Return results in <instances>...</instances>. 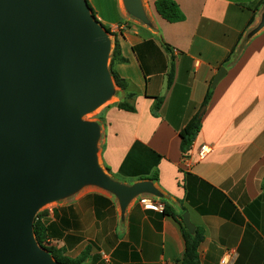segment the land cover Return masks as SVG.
Returning a JSON list of instances; mask_svg holds the SVG:
<instances>
[{"label": "crops", "instance_id": "1", "mask_svg": "<svg viewBox=\"0 0 264 264\" xmlns=\"http://www.w3.org/2000/svg\"><path fill=\"white\" fill-rule=\"evenodd\" d=\"M175 1L185 14L178 22L160 15L156 0H141L146 22L120 8L110 19L96 11L127 58L114 67L127 87L116 85L101 112L102 164L125 184L157 174L151 181L162 205L188 211L204 230L200 264H264V5L247 25L256 0ZM222 66L226 73L212 88ZM209 88L201 129L184 155L180 131L200 112ZM157 96L164 98L158 110ZM120 101L134 110L119 108ZM203 145L210 151L201 155ZM154 204L134 198L123 209L117 196L97 190L84 197L82 211L73 204L53 208V224L68 249L86 227L94 233L85 264H183L181 226Z\"/></svg>", "mask_w": 264, "mask_h": 264}, {"label": "water", "instance_id": "2", "mask_svg": "<svg viewBox=\"0 0 264 264\" xmlns=\"http://www.w3.org/2000/svg\"><path fill=\"white\" fill-rule=\"evenodd\" d=\"M124 3L147 21L141 0ZM110 52L88 0H0V264H64L38 243L34 220L85 184L112 191L123 209L143 192L160 195L151 180L113 179L99 163L100 125L83 119L115 93ZM182 219L193 234L188 211Z\"/></svg>", "mask_w": 264, "mask_h": 264}, {"label": "trees", "instance_id": "3", "mask_svg": "<svg viewBox=\"0 0 264 264\" xmlns=\"http://www.w3.org/2000/svg\"><path fill=\"white\" fill-rule=\"evenodd\" d=\"M88 2H89L90 7L93 9V14L97 16V12L93 8L92 4L90 3V0H88ZM261 5H264V0H256L252 4L248 5V7L252 10V15L247 25L251 24L254 21L256 11L260 8ZM155 7H156L157 12L169 22H178V21H182L185 19L184 12L182 11L179 4L175 0H156ZM105 27L110 34L114 35V32H112L110 27L106 25ZM146 43L151 44L153 48H156L159 50V47L152 40L146 41ZM163 46L165 50L167 51L170 50V47L167 43H163ZM139 48H140V45L139 46L135 45L133 47V50L138 55L141 68L146 73V68L143 64L144 59L142 60V58L139 55ZM126 61H127V58H125L122 55L120 44L115 39L114 48H113L112 55H111L110 67H111V73L115 80L116 85L122 89H125L127 87V81L118 74V72L115 70L114 67L116 63H120V62L122 63ZM166 68H167V65L165 69ZM174 75H175V65H174V62L172 61L169 66V71H168V85L172 84ZM211 96H212V89L209 88L206 93L205 99L202 103V106L204 105L206 106L208 104L209 100L211 99ZM153 98L156 100L155 109L156 110L160 109L164 98L162 96H157ZM116 106H118L121 109H126V110H131V111L134 110V107L130 105L127 101H120L116 103ZM100 117L102 118L101 114H100ZM201 118H202V115L200 116L199 113H196L188 121V123L184 126V128L180 131L181 151L184 155L187 154V152L191 148L193 141L195 140L197 134L199 133L201 129ZM149 179L156 181L157 174L152 175ZM161 214L164 216L168 215V216L173 217L181 226L182 234L185 240V252H184V257H183V264H200L198 248L205 238L204 230L200 227H197L196 231L193 234H191L187 230L184 224V221L182 219V214L177 213V211L167 202L164 203V207H163ZM49 216H50L49 210L38 212L36 215V218L34 220V232H35V236H36L38 243L42 247L46 248L52 254V256L61 263L84 264V262L90 256V253L92 250V247L90 246H87L81 252L80 256L76 259L63 258L60 254L61 251L59 249L46 246V242L50 241L53 238L60 236L53 222L46 221V219H49Z\"/></svg>", "mask_w": 264, "mask_h": 264}, {"label": "rangeland", "instance_id": "4", "mask_svg": "<svg viewBox=\"0 0 264 264\" xmlns=\"http://www.w3.org/2000/svg\"><path fill=\"white\" fill-rule=\"evenodd\" d=\"M122 1L123 0H92V1H90V3L92 4L93 8L96 11H99V13L101 14L102 17H104V18L108 17L110 19V17L116 16L115 8H120V9L125 10V11L127 10L126 6L123 5ZM96 18L98 20L102 21L97 16H96ZM103 24H104V22H103ZM109 36L111 39V52H110L108 64H109V68L111 70V67H110L111 55H112V51L114 48L115 38H114L113 34L109 33ZM116 89H118V88L116 86H114V90H116ZM112 99H113V96H111L107 101H105L103 104H101L96 109L86 113L83 116V119L92 120V121L99 123L101 121L100 114H101L104 106L107 105L108 103H110ZM98 146H99V142H98ZM98 157H99L100 165L102 166V168L104 170H106L104 168L102 161H101V158H100V150L98 151ZM97 190L102 191V192H108V193H111L114 196H116L115 193H113L112 191H110L104 187L98 186L96 184H85L80 189H78L77 191H75V192H73V193H71L65 197H62L61 199L45 203L43 206H41L39 208L38 212H41L44 210H49L51 212V215L49 216V219H46V221L47 222H53V215H52L53 214V208H55L56 206L73 204V206H76L78 210L82 211L81 208H82V203H83L84 197L89 192L97 191ZM160 197H161V195H159V194H154L151 192H143L134 198L136 199L137 203H140V201L142 199L147 198V199H150L152 202H155L157 205H159L160 203L163 204L162 203L163 201ZM134 198L131 200V202H133ZM157 201H160V202L157 203ZM81 235L82 236L77 237L80 240V243L75 242L74 249H68L66 247V245H64L63 239L61 237H56V238L51 239L50 241L46 242V246L59 249L61 251L60 254L63 258L76 259L80 256L81 252L87 246L92 247V251H93V246L96 245L95 240H94V233L89 231L87 227H86L85 231L83 233H81ZM85 262H84V264H85Z\"/></svg>", "mask_w": 264, "mask_h": 264}, {"label": "built area", "instance_id": "5", "mask_svg": "<svg viewBox=\"0 0 264 264\" xmlns=\"http://www.w3.org/2000/svg\"><path fill=\"white\" fill-rule=\"evenodd\" d=\"M208 151H210V147H208L207 145H203L201 147L200 153L201 155H204ZM140 203L144 206L151 207V208L155 206L154 202H152L150 199H147V198L142 199ZM157 206L161 207L162 209L164 207V205L162 204L156 205V207Z\"/></svg>", "mask_w": 264, "mask_h": 264}, {"label": "bare ground", "instance_id": "6", "mask_svg": "<svg viewBox=\"0 0 264 264\" xmlns=\"http://www.w3.org/2000/svg\"><path fill=\"white\" fill-rule=\"evenodd\" d=\"M123 5H125L124 0L122 1Z\"/></svg>", "mask_w": 264, "mask_h": 264}]
</instances>
